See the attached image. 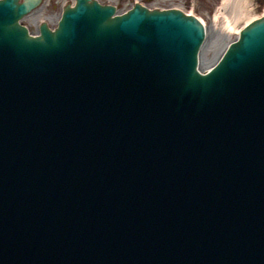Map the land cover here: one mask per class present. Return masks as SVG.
I'll return each instance as SVG.
<instances>
[{
	"label": "water",
	"instance_id": "obj_1",
	"mask_svg": "<svg viewBox=\"0 0 264 264\" xmlns=\"http://www.w3.org/2000/svg\"><path fill=\"white\" fill-rule=\"evenodd\" d=\"M76 1L0 0V264H264V17Z\"/></svg>",
	"mask_w": 264,
	"mask_h": 264
},
{
	"label": "rangeland",
	"instance_id": "obj_2",
	"mask_svg": "<svg viewBox=\"0 0 264 264\" xmlns=\"http://www.w3.org/2000/svg\"><path fill=\"white\" fill-rule=\"evenodd\" d=\"M69 0H44L43 4L24 19L23 25L36 31L43 23L57 27L62 17L64 4ZM113 5L118 12L125 13L137 3L149 9H179L186 14H193L202 20L208 30V40L201 54L200 70L206 72L222 57L228 46L240 36V31L247 24L264 14V0H250L249 12L233 29L224 27L222 0H99ZM73 1L70 3L72 4ZM37 14V15H36Z\"/></svg>",
	"mask_w": 264,
	"mask_h": 264
},
{
	"label": "bare ground",
	"instance_id": "obj_3",
	"mask_svg": "<svg viewBox=\"0 0 264 264\" xmlns=\"http://www.w3.org/2000/svg\"><path fill=\"white\" fill-rule=\"evenodd\" d=\"M70 3L73 1V0H69ZM70 3H68V1L64 4V8L68 5H70ZM249 7H250V0H222V7H221V10H222V15L224 16L225 18V25L224 27L226 29H233L234 26L239 22L241 21L242 19H244L247 15V13L249 12ZM36 11V9H35ZM32 14V13H31ZM37 15V14H36ZM188 15H192V16H195L193 14H188ZM197 17V16H195ZM264 17V14L260 17H258L257 19H260ZM198 18V17H197ZM200 20V18H198ZM255 19V20H257ZM253 20V21H255ZM202 21V20H200ZM252 21V22H253ZM250 22V23H252ZM202 23L204 24V22L202 21ZM249 23V24H250ZM48 26L49 24L46 23ZM205 25V24H204ZM248 25V24H247ZM246 25V26H247ZM206 28V26H205ZM242 30V29H241ZM241 32V31H240ZM208 40V30L206 28V38L204 40V43L200 49V55H199V67L201 65V54H202V50L204 49L205 45H206V42Z\"/></svg>",
	"mask_w": 264,
	"mask_h": 264
},
{
	"label": "flooded vegetation",
	"instance_id": "obj_4",
	"mask_svg": "<svg viewBox=\"0 0 264 264\" xmlns=\"http://www.w3.org/2000/svg\"><path fill=\"white\" fill-rule=\"evenodd\" d=\"M96 1L100 2L99 0H96ZM73 3H75L74 0H73ZM100 3H101V2H100ZM101 4H103V5H107V4H104V3H101ZM26 18H27V17H26ZM58 22H59V20H58ZM41 26H42V24L39 25V26L37 27V30H36V31H31L30 28H28V29H29L30 32H32L34 35H38V34H40V32H41ZM50 27H51V26H50ZM51 28H55V27H51Z\"/></svg>",
	"mask_w": 264,
	"mask_h": 264
}]
</instances>
